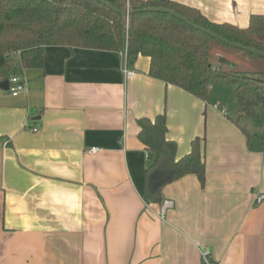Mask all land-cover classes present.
<instances>
[{
  "label": "crops",
  "instance_id": "0c3cea01",
  "mask_svg": "<svg viewBox=\"0 0 264 264\" xmlns=\"http://www.w3.org/2000/svg\"><path fill=\"white\" fill-rule=\"evenodd\" d=\"M171 1L242 30L264 15V0ZM18 62L0 73L29 86L0 89V264H201L200 247L219 264H264V128L151 77L147 57L127 61L131 79L109 51L48 46L44 70ZM162 114L177 159L202 138L206 164L204 184L165 187L163 218L145 201L137 123Z\"/></svg>",
  "mask_w": 264,
  "mask_h": 264
},
{
  "label": "trees",
  "instance_id": "16d2710c",
  "mask_svg": "<svg viewBox=\"0 0 264 264\" xmlns=\"http://www.w3.org/2000/svg\"><path fill=\"white\" fill-rule=\"evenodd\" d=\"M0 0V73L11 70L15 58L25 70H44L45 48L67 46L120 53L127 49L128 61L150 59L149 75L177 86L208 101L213 83L235 87L241 116L253 119L264 112V68L251 70L215 69L213 57L223 50L235 49L194 29L181 19L166 13L145 11L166 8L187 21L210 30L231 43L264 53V15H253L246 30L209 21L199 10L171 0ZM241 51V50H239ZM220 57L227 58L224 55ZM264 64V58L247 53ZM228 59V58H227ZM229 60V59H228ZM139 140L149 154L146 168L148 205L164 203L166 186L196 175L204 184L206 164L204 139L192 142L191 152L177 159V143L168 139L167 117L140 118Z\"/></svg>",
  "mask_w": 264,
  "mask_h": 264
},
{
  "label": "rangeland",
  "instance_id": "374dc122",
  "mask_svg": "<svg viewBox=\"0 0 264 264\" xmlns=\"http://www.w3.org/2000/svg\"><path fill=\"white\" fill-rule=\"evenodd\" d=\"M261 40L264 41V36L261 37ZM221 54V52H220ZM220 54H217L213 57V66L215 69L219 67H223L225 70L232 69L231 66L228 65H222L220 60ZM226 56L232 63L237 65V68L232 70H251L255 67L258 68H264V64L259 63V61L256 58L249 57L247 55V52L239 51V50H233V49H227L223 50L222 54ZM230 68V69H229ZM7 78H12V73L7 72ZM208 101L211 105L214 104H221L223 107H225L228 110V113L231 117V119L235 121H239V124L241 127H245L246 121H250L251 123H254L255 126L259 128H264V115H262L261 119H253L248 116H241L240 114V108L239 103L236 97L235 87L232 85L227 84H217L213 83L212 88L209 91V98ZM263 112V110L260 108L259 113ZM240 116L244 119L242 120Z\"/></svg>",
  "mask_w": 264,
  "mask_h": 264
},
{
  "label": "built area",
  "instance_id": "2783aa9c",
  "mask_svg": "<svg viewBox=\"0 0 264 264\" xmlns=\"http://www.w3.org/2000/svg\"><path fill=\"white\" fill-rule=\"evenodd\" d=\"M125 51V52H124ZM120 52L126 59V64L124 67V74L125 77L127 79H131L132 77L135 76V72L128 69L127 66V49L125 48V50ZM8 92L10 93V95H12L13 97H17L21 94H26L29 92V86H28V82L25 79H22L19 76L14 75L10 80H9V90ZM34 132H37L38 129L34 128L33 129ZM99 151V149L97 148H93L91 149L90 153H97ZM147 158L149 159V154L147 153ZM256 203L257 204H261L264 201V194L261 193H257L256 194ZM168 202L163 203V205L161 206V212H160V217H164L165 215V209L168 206ZM200 251V256H201V264H219L217 263L214 259H213V255L210 251V249L208 247H200L199 248Z\"/></svg>",
  "mask_w": 264,
  "mask_h": 264
},
{
  "label": "water",
  "instance_id": "95a60500",
  "mask_svg": "<svg viewBox=\"0 0 264 264\" xmlns=\"http://www.w3.org/2000/svg\"><path fill=\"white\" fill-rule=\"evenodd\" d=\"M99 2L103 3L104 5L108 6L109 8L115 10L116 12L120 13L121 15L123 16H126L127 18L129 16H131L134 12L131 11V10H118L116 8H114L110 3L108 2H105V1H102V0H98ZM145 11H152V12H158V13H166V14H170L172 16H175L179 19H181L183 22H186L188 23L191 27H193L194 29H197V30H200V31H203L205 32L207 35H209L210 37L224 43L225 45H229L235 49H238V50H241V51H244V52H247V53H251V54H254V55H257L259 57H262L264 58V53L256 50V49H252L250 47H247V46H243V45H240V44H236V43H231L229 42L228 40L224 39V38H221L219 35L215 34L214 32L210 31V30H205V29H202L201 27L187 21L185 18H182L181 16L177 15L174 11H171L169 9H166V8H154V9H147ZM219 62L222 64V65H228V66H231L232 69H235L237 68V65L232 63L230 60H228L227 58H224V57H221ZM0 89L4 90V91H8L9 90V81L8 80H4V81H1L0 82Z\"/></svg>",
  "mask_w": 264,
  "mask_h": 264
}]
</instances>
